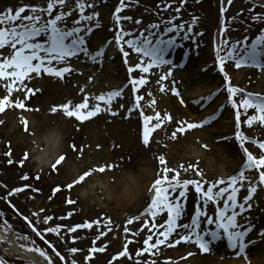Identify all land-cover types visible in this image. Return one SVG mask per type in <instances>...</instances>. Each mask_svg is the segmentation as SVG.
Masks as SVG:
<instances>
[{
    "label": "rangeland",
    "instance_id": "rangeland-1",
    "mask_svg": "<svg viewBox=\"0 0 264 264\" xmlns=\"http://www.w3.org/2000/svg\"><path fill=\"white\" fill-rule=\"evenodd\" d=\"M254 1L224 0L222 4L221 0H183V3H181V0H86L91 7L85 9V14L92 15V13H96L97 15L91 21H83L85 27L91 28L90 32L82 30L83 35L88 38L86 46L89 51L68 58L67 63L73 69L70 74H65L63 78L43 73L37 77L33 74L31 82L25 80L13 82L10 79L0 78V99L8 95L9 100L12 102L6 104L5 110L0 112V121H3V123H0L1 247H6L2 240V234H4L11 237L20 247L21 244H25L41 248L51 258L52 264H73V261L75 264H151V261H160L161 258L162 260L168 259L163 264L177 263L179 260H173L172 253L174 249L178 248V245L168 247V242H166L165 245L160 247V250H151L155 252L153 255H148V251H145L148 245H145L144 241L149 236H152L149 244L154 243L158 238L162 239L159 236L158 238L153 237V233L156 230V224L158 223L159 226L163 224L165 221L163 217L166 216V211L158 212L156 217H152L150 213L145 214V209L150 204L153 195L152 192H148L145 202H142L137 209L131 210L132 212L126 216V212L117 211L114 214L109 209H104L107 200H105L104 191L101 187L104 186L106 180L107 168L104 172L93 171L84 181L75 184L72 189L67 188L69 183L77 180L85 171L100 164H112V162L104 155L105 152L99 137L101 133H98L94 128V117L85 121H77L74 117L64 116L61 110L52 113L49 108L52 105L66 102H70V105L74 106L77 103H82L85 95H87L89 108L97 103L101 105V111L97 113L95 118L111 119L113 115L107 111L109 108L117 115L123 114V120L127 121V124L131 120L136 123L138 131L133 128V132L135 134L139 133V138L143 143L144 116L153 117V120L149 121L151 126L156 123V112H160L161 117L165 113L173 117L167 111L166 105L167 103L176 105L182 109V115L173 117L172 121H165L160 128L153 130L149 143H143L153 163L154 180L157 178L158 173L162 174L164 165H160L159 157L163 156L167 167L180 170L181 176L179 179L196 178L194 169L188 167L191 164L203 173L206 180L224 179L225 184L217 187H225L228 183L227 177L239 173L247 156L241 146H237L235 148L236 152L229 156L221 149L220 143L223 139H218V137L233 138L235 132L240 131L242 127L243 131L240 132L250 137V140L245 142L250 146L249 149L253 155L259 158L260 155L264 154V149L259 148V143H264V124L260 121L248 123V117L255 114V110H245L240 105V100L243 98L241 93H237L232 98L236 101L237 107L232 106L223 79L224 73L220 71L221 66L216 62L217 45L220 43L221 38L229 43L243 40L245 44H250L257 36L264 35V8L255 6ZM46 4L47 0H0V11H6L9 8L15 9L21 5H37L40 8H46ZM117 7L121 8L119 13L116 12ZM57 11L59 9H54L53 13ZM48 16V13H44L41 22L46 20ZM73 16L78 18V12H73ZM117 16L121 17L119 23L116 21ZM173 17L175 19H172ZM169 21L170 23H168ZM15 23H19V21ZM64 23L67 26H76L72 23L70 17L65 18ZM152 24H158L159 31H163L165 27H171L172 24L185 26L179 32L174 30L171 33H165V38L168 35L177 38L176 46L165 53V58L171 63L159 67L154 66L147 73L142 72L140 69H134L129 73L128 67L138 62L139 57L137 54L130 52L126 64L123 54L114 43V36L118 29L131 32L132 35H138L141 29L145 30V34H147V31H157V29H150ZM4 26L7 27L8 25ZM187 27H191L192 32L187 33L189 39L184 40L182 37L187 31ZM221 28L224 29L223 33H221ZM46 38V34L42 33L41 37L34 39ZM108 41H112V43H108ZM101 44H105L106 47L102 58H99V62H97V60L89 57L93 50ZM126 50L128 49L126 48ZM220 54L222 55V53ZM2 59L3 57H0V60ZM77 61L85 63L84 65L89 69L84 73L76 71L74 65ZM53 63L56 67L64 66L56 64V62ZM190 67L192 69L189 72L182 71L183 68ZM169 68H171V73L167 74ZM224 70L228 73L231 85L236 86L238 81L231 80L232 76L241 78L246 73H253L258 69L250 65H243L237 69L234 67L233 61L226 60ZM121 74L126 78L123 79L121 84H126V87L120 86L121 84L113 85L112 83L113 79H118ZM161 75L166 76L161 81L164 85L163 92L160 90V83H157ZM89 76L92 77L91 80L88 79ZM141 76L145 77V84L134 89L132 80L139 79ZM193 84L199 91V97L195 99L196 102L200 103L202 108H207L208 116L212 118L207 120L206 124L186 129L183 134L177 133L176 138H172L171 133L175 130L173 127L178 126L176 121L192 122L190 113L188 114L186 111L188 105L186 99L184 98L185 104L183 105L179 103V100L183 99L182 96L186 94V89L194 88ZM9 85L12 87L10 93L8 91ZM172 86H176L181 93L179 97L171 93L170 88ZM28 87H38L40 90L32 94L27 92ZM115 89H119L120 94L110 101L104 102L95 99L96 95ZM138 95L142 96L143 99L140 101L139 108H136L135 97ZM17 100L22 101L28 108L35 107L36 110L38 109L39 116L44 121L49 118L47 121L51 122L52 126L57 123L58 118L64 117L66 124L63 127L65 129L72 127L76 133L81 132L79 140L71 138L69 141L70 143L77 141L78 146H76V151L65 152V159L69 161L68 165H62L61 163L56 168L52 167L53 164L40 168L35 164V160L30 154H28V159L23 160L27 151L18 146L22 140L15 141L14 133L15 131L20 134L28 133L22 123V119H27V117L24 115L25 109L15 106ZM152 100H155V104L151 103ZM192 101L189 102L194 104ZM221 105L223 107H220ZM129 109L132 110L129 111ZM237 111L240 112L242 117L241 125L239 121V127H237L235 118ZM220 123L232 127L223 128ZM42 129L44 131L48 129L46 123H43ZM194 131L199 132V134L196 135V140L190 141L191 149L186 150L184 146L186 144L185 137ZM95 135H97V138L94 137ZM253 141L259 143H253ZM238 142L235 138V144L238 145ZM105 145H108L107 142H105ZM42 147L45 150L47 144L44 142ZM211 150L219 155L220 161L216 168L210 167L205 159L209 156ZM9 153L11 154L9 155ZM226 155L229 157H226ZM128 157L129 155H126V159ZM180 165H184V168L180 169ZM261 170L264 169L244 170L246 179L238 180L237 184L234 185L237 188V203L238 205L244 203L245 211L240 212L239 207H237L235 209L230 208L225 213L227 216L231 214V211H236L238 213L237 219H241V224L238 225L239 230L248 229L245 234L246 247L243 253L246 257L248 250H253L259 243L251 235L255 230L248 225L250 220L248 216L256 208L264 209V191H262L264 184H260L258 180V173ZM173 174V172L168 173L169 176ZM25 177L27 178L25 179ZM252 182L257 184V188L249 201L252 207L248 208L247 203L249 202L243 201L242 197L246 194V186ZM57 187H59V191H55ZM13 189L21 190L13 192ZM83 191L88 192L84 197H81ZM230 191L231 189H229ZM187 194L198 197L194 195V189ZM224 195L217 198L215 204L209 202L206 207L203 206L200 199L198 202L190 201V205L204 207L203 210L208 213V210L214 211L218 207H223V200L226 199L228 193ZM69 198L74 200L75 203H67ZM140 202L141 200L138 203ZM188 206L187 204L186 211L178 223L190 222L192 211H190V215H186ZM69 213L71 215H68ZM45 216L52 217V220L48 221L47 224L43 222ZM130 216L135 219L131 218L132 222L128 223ZM24 217H28V220H25ZM94 220H99L100 223H93L91 228H75L74 231H68L69 227L74 228L77 224ZM29 221L32 223L30 224ZM56 225L61 226L58 232H42L44 228L55 227ZM207 225L204 218L201 217V227H207ZM262 225L263 222L255 227L259 229ZM33 228L42 232L43 238L38 236ZM125 228H127V231H125ZM214 228L216 230L215 223L212 224L209 230H214ZM262 229H264V226ZM162 230L159 227V231ZM101 232L103 235L100 234ZM219 233L226 250L233 251L234 248L229 246L223 229H220ZM174 237L175 233L172 237H169V242ZM189 244L191 243L184 245L185 250L192 251V248L197 246L194 244L188 246ZM181 245L182 243L179 244V246ZM209 246H211L210 243ZM1 247L0 258L4 259L6 264H34L31 261L19 259L16 254L9 253L6 248L3 251ZM54 248L60 252L64 260H60L55 255ZM71 248H76L77 251L71 252ZM236 248H239V242ZM100 249H103V251H100ZM125 250L127 253L125 256L118 255ZM212 252L209 251L207 255L213 257ZM142 254L145 256L144 259L143 256H139ZM192 256L196 255L193 254ZM229 256L228 254L227 257Z\"/></svg>",
    "mask_w": 264,
    "mask_h": 264
},
{
    "label": "snow or ice",
    "instance_id": "snow-or-ice-1",
    "mask_svg": "<svg viewBox=\"0 0 264 264\" xmlns=\"http://www.w3.org/2000/svg\"><path fill=\"white\" fill-rule=\"evenodd\" d=\"M183 3V0H181ZM122 6V5H121ZM91 7L87 4L86 0H47L46 8H40L37 5H21L15 9L9 8L6 11H0V78L10 79L13 82L23 81L25 77H29V74H35L39 77L41 74H48L55 77L63 78L65 74H70L73 70L71 65L67 63L68 58L74 57L79 53H87L89 49L86 46L87 37L83 35V31H91V28L85 27L83 24L84 20H93L97 15L92 13V15H86L85 9ZM54 9H59V11L53 13ZM121 11L120 7L116 8V12ZM179 11V9H177ZM73 12H78V18L73 16ZM44 13H48L49 16L46 20L41 22ZM71 18L72 23L75 27L65 25V18ZM255 18V17H254ZM121 17L117 16L116 21L119 23ZM172 19H175L173 17ZM195 19V18H194ZM19 21V23H15ZM139 23V21H137ZM170 23V21L168 22ZM4 25H8L5 27ZM184 25L172 24L171 27H165L163 31H159L158 24L150 25V29H157V31H147L141 29L138 35H132L131 32H124L122 29H118L114 36V43L120 52L123 54L124 62L127 64L130 52L138 55L139 60L134 65L128 67V72L131 73L134 69H140L142 72L147 73L152 67H159L160 65H167L171 62L165 58V53L169 51L170 48L176 46V36L168 35L165 38V33H171L174 30L179 32ZM83 30V31H82ZM224 29L221 28V33ZM192 32L191 27H187V31L182 37L184 40H188L189 36L187 33ZM46 34V39H34L41 37V34ZM127 37V38H125ZM247 39V38H245ZM154 41V42H153ZM112 43V41H108ZM106 45L101 44L98 48L94 49L89 58L97 60L102 58ZM126 48L128 50H126ZM218 54L216 56V62L219 63L220 71L224 73L223 79L226 84V91L228 93V99L231 101L234 108L237 107V103L234 99L237 93H241L243 98L240 100V105L245 109H254L255 114L248 117V123L251 124L252 121H260L264 124V95L260 93L246 92L241 87L232 86L228 73L224 70L225 61H233L234 67L239 69L243 65H250L257 69H264V61L261 57H264V35L257 36L250 44H245L243 40H237L235 42L229 43L227 40L221 38L220 43L217 45ZM239 49V50H238ZM7 53V55H5ZM222 53V55L220 54ZM56 64H62V67H56ZM76 71H79L76 69ZM171 73V68L168 69V73ZM31 78V77H29ZM166 78L165 75H161L157 83H160V90L164 91V85L161 83ZM89 80L92 79L91 76L88 77ZM145 77L141 76L139 79H133L132 85L134 89L145 84ZM40 89L38 87H28L27 92L35 94ZM9 93L12 91L11 85L8 87ZM172 94L179 97L181 93L177 90L176 86L170 88ZM120 94L119 89L110 90L106 93H102L95 96L97 101L108 102L113 97ZM150 95V94H149ZM87 95H85L82 103H77L74 106L70 105V102H66L59 105H52L49 111L56 113L58 110L62 111V114L66 117H74L77 121H85L92 117H95L97 113L101 111V105L99 103L95 104L89 108L87 103ZM143 99L142 96L135 97V107L139 108L140 101ZM196 102L195 99L192 101ZM9 96L5 95L3 99H0V112L5 110L6 104H11ZM155 104V100L151 101ZM179 103L181 105L185 104L184 99H180ZM15 106L20 109L32 110L28 108L22 101L17 100ZM220 107H223L221 105ZM38 110V109H37ZM132 109H129L131 111ZM111 115H116L111 109H107ZM211 116H205L202 119H198L196 122H187L184 120L176 121L177 127L171 133L172 138H176L177 133L183 134L186 129H192L198 127L199 125L205 124L207 120L211 119ZM237 127L239 126L240 113L237 111L235 113ZM153 117L149 115L144 116V129H143V143L148 144L150 136L154 129L160 128L161 124L165 121H172L173 117L170 114L165 113L161 117L160 112L155 113L156 123L149 125V121H152ZM3 123V121H0ZM25 131H28V121L27 119H22ZM235 138L240 142V146L243 147V151L247 156L239 173L235 175H230L227 177L226 187H217L219 185H224L225 180L221 178H215L213 180H206L203 173L195 166L188 165L189 168L194 169L196 178H185L183 180L179 179L181 176L180 170L170 169L166 166V161L163 156L159 157L160 165H164L162 169V174L158 173L157 178L152 182L149 191L153 193L151 197L150 204L145 209V214L150 213L152 217H156L158 212L166 211V220L159 227L162 231H159L158 238L154 243L149 244L152 240V236L144 241L145 245H148V249L160 250V246L167 243L168 247H174L176 245L184 243H192L197 245L200 250L204 252L209 251V240L206 236H210L211 240L215 241L219 238V230L223 229L224 234L227 237V241L230 247L236 248L239 242L240 253L243 254L245 250V234L248 229L243 231L239 230L237 223L238 213L236 211H231L230 215H225L229 209H235L239 207L240 212L245 211V204L237 203V188L234 185L237 184L238 180L246 179L244 175V170L246 169H264V154L260 155L259 158L253 155L247 147H244V142L249 139V137L243 135L240 131L235 132ZM218 139H223L218 137ZM253 143H259L258 141H253ZM76 150V146H72ZM99 147V145H98ZM205 147H207L205 145ZM259 148L264 149V143H259ZM11 153H9L10 155ZM28 159V154L25 153L23 160ZM65 160V155H60L56 162L52 165L56 168L61 162ZM11 162V161H10ZM23 162V161H22ZM114 167L111 163L100 164L95 166L88 171L81 174L77 180L67 185L70 190L77 183L85 180L93 171L104 172L105 169H112ZM180 169L184 168V165L179 166ZM173 172L174 174L169 176L168 173ZM27 177H25L26 179ZM258 180L260 184H264V170L259 171ZM257 184L252 182L250 185L246 186V194L243 195L242 199L245 202H249L256 192ZM194 189V195L198 196L203 202V206H207L209 202L215 204L217 198L222 197L225 193H228L227 198L223 200V207H218L214 211L213 215H208L201 207H196L194 214L191 215L189 223H178L181 220L182 215L185 213L186 209L183 201L186 199L187 193ZM229 189L231 191L229 192ZM21 189H13V192L20 191ZM59 187L55 191H59ZM264 191V189H262ZM67 203L73 204L74 200L68 199ZM247 207L251 208L252 204L247 203ZM68 215H71L69 213ZM201 217L204 218V222L208 225L215 223L216 230H209L207 228L201 227ZM28 220V217H24ZM135 219V218H132ZM132 219L128 223L132 222ZM52 220L51 216H45L43 222L45 224ZM31 224L32 222L29 221ZM99 224V220H94L92 222H86L84 224H77L74 228L69 227L68 231H74L75 228H91L92 224ZM60 225L55 227H46L42 232H58ZM232 229V230H230ZM33 231H36L33 228ZM127 231V228H125ZM42 232L36 231L38 236H42ZM175 237L169 242V237ZM264 234V229L261 230ZM103 235V233H100ZM47 243V242H46ZM22 249H26L29 252H35L39 256L43 257L45 264H52L51 258L47 253L39 247L34 245L21 244ZM148 249H145L147 251ZM55 255L64 260V257L60 255V252L53 249ZM71 252L77 251L76 248H71ZM103 251V249H100ZM126 250L121 251L118 255L125 256ZM155 254V253H153ZM188 256H192L193 253L189 251ZM246 260V256L244 257ZM0 264H6V261L0 258ZM73 264L75 262L73 261ZM151 264H156L155 260L151 261Z\"/></svg>",
    "mask_w": 264,
    "mask_h": 264
},
{
    "label": "bare ground",
    "instance_id": "bare-ground-1",
    "mask_svg": "<svg viewBox=\"0 0 264 264\" xmlns=\"http://www.w3.org/2000/svg\"><path fill=\"white\" fill-rule=\"evenodd\" d=\"M224 0H221L223 4ZM262 3L264 4V0H262ZM79 60V59H77ZM261 60L264 61V57H261ZM85 64V63H84ZM83 62H76L74 65V68L78 69L81 72H86L89 68L84 65ZM179 62L177 63V65ZM180 66V65H179ZM192 68H183L182 71L189 72ZM257 69V68H256ZM181 71V70H180ZM241 72V71H240ZM258 72V74H257ZM264 69H258L257 71L253 73H246L241 78H237L232 76L231 80L238 81V85L236 84V87H241L247 92L252 93H260L264 94ZM31 77V78H29ZM29 77H25L24 80L27 82H31L33 80V74H29ZM123 79H126L121 74L118 76V79H113V85H119L123 82ZM127 81V80H126ZM120 86L126 87V84H121ZM194 88H188L185 90V95H183V99L185 98L187 101V108L186 111L188 114L190 113L192 122L198 121V119H202L205 116H208L207 108H202L200 103L190 104V100L197 99L199 97V91L195 84L192 85ZM167 111L170 112L173 117H178L182 115L183 111L181 108L177 107L176 105L167 103L166 105ZM39 112L35 109V107H32V110H25L24 115L27 117L28 120V133L27 134H20L19 132L15 131L14 133V140H22L21 143L18 144V146L23 147L26 149L27 154H30L31 157L35 160V156L39 153L42 157L51 159V163L47 166H42L37 163L35 160V164H37L38 167H48L56 162L58 157L60 155H64L66 151H73V145H77V141L74 143H70V139H78L81 135V132L76 133L75 130L70 127L69 129H65L63 126L66 124V120L64 117L58 118L57 123L52 126L51 122L47 121L49 118H46L47 120L44 121V119L39 116ZM240 113V112H239ZM117 115V114H116ZM119 115V116H118ZM117 116L111 117V119H105V118H99L94 117L93 118V124L95 130L98 131V133H101V144L103 145L104 155L105 157H108L114 167L112 169H108L106 172V180L104 182V186L101 187L104 191L105 200H107L104 209H109L112 213L121 211L126 212V216L130 214L133 210L137 209L142 202H145L146 194L149 191V188L154 181L155 173L152 169L153 163L151 158L148 155V152L146 148L144 147V144L139 138V133L136 134L133 132L137 129L136 123L132 122V120L127 124V121L123 120L124 115L118 114ZM223 117L221 116V119ZM127 120V119H126ZM242 117L240 115V125H241ZM43 123H46L48 126V129L44 131L42 129ZM92 124V123H91ZM206 124V123H205ZM204 125V124H202ZM199 125V126H202ZM223 128H230L232 126H225L224 124L220 123ZM239 127V126H238ZM176 129L175 127H173ZM238 131V130H237ZM240 131H243V128H240ZM133 132V133H132ZM242 133V132H241ZM78 134V135H77ZM199 134L197 131L192 132L191 134L187 135L185 137V148L186 150L191 149L190 147V141L196 140V135ZM97 138V135L94 136ZM249 137V136H247ZM12 138V137H11ZM223 137V141L220 143V147L224 152H226L229 156H231L235 151V148L237 146L240 147L239 142L238 145L235 144V137L233 138H226ZM94 139V138H93ZM250 137L248 140L249 141ZM228 141V143H227ZM47 144V148L51 151L46 152L44 150L43 143ZM105 142H107V146L105 145ZM79 143V142H78ZM233 143V144H231ZM57 144L59 146L57 147ZM51 147V148H50ZM244 147H247L248 149L250 146L245 142ZM19 150V149H17ZM76 151V150H75ZM250 151V149H249ZM51 153V154H50ZM72 153V152H71ZM126 155H129L128 159H126ZM226 155V157H229ZM206 161L209 163V166L212 168H216L218 166V163L220 161L219 155L215 151H210L209 156L205 157ZM68 160L65 159L62 163V165H68ZM227 186V185H226ZM225 186V187H226ZM88 192V191H87ZM85 191L81 193V197H84L86 195ZM87 197V196H86ZM225 197V195H224ZM227 198V196H226ZM141 200L140 203H138ZM191 202H198L199 197H194L189 194L186 195V201H183L185 209L188 206V210L186 212V215H190V211H192V214H194L195 208L194 205H190ZM188 202L187 204H185ZM204 209V207H201ZM257 209V208H256ZM252 211L250 214V220L248 221V225L252 226L254 228V233L251 234L252 237L257 240L259 243H257L256 247L253 250H248L247 257L245 260V255L239 254L240 249L234 248L233 251L226 250V246L222 243V238H219L215 241L211 240L210 236H206V239H210L209 243L210 252H212L213 257L207 255L208 252H204L199 249L198 246L192 248L191 251L196 256H188L187 253L189 252L188 249L185 250L184 245L186 243L181 242L182 245L178 248L174 249L172 253V259L173 260H179L175 264H264V234L259 231L264 226V209L260 208L257 210ZM132 210V211H131ZM208 210V209H207ZM215 211V210H214ZM214 211L208 210V215L214 216ZM263 211V212H262ZM116 214V213H114ZM247 214V215H249ZM133 218L132 216L129 217V219ZM164 220H166V216L163 217ZM191 219V218H190ZM260 220V221H258ZM241 219H237L238 225L241 223ZM263 222V225L257 229V224H260ZM211 225H207V227H202L211 229ZM156 230L153 233V237L158 238L159 233V224H156ZM215 230V228H214ZM3 236V242L6 245V249L11 254H16L19 259L23 260H29L33 262L34 264H45V261L43 257L39 256L37 253L34 252H27L23 251L21 247L11 239V237L6 236L2 234ZM260 239V240H259ZM146 240V239H145ZM192 244V243H191ZM189 244L188 246H190ZM177 246V245H176ZM1 247V243H0ZM161 247V246H160ZM2 248V247H1ZM5 248H2L5 249ZM148 249V248H147ZM153 249H148V255H153L155 253L154 251H151ZM5 251V250H3ZM230 255L227 257V255ZM187 255V257H185ZM139 256H143L139 255ZM145 256H143L144 259ZM170 259V261H172ZM168 259L160 261L156 260V264H163L167 262Z\"/></svg>",
    "mask_w": 264,
    "mask_h": 264
},
{
    "label": "clouds",
    "instance_id": "clouds-1",
    "mask_svg": "<svg viewBox=\"0 0 264 264\" xmlns=\"http://www.w3.org/2000/svg\"><path fill=\"white\" fill-rule=\"evenodd\" d=\"M58 146H59V144H57V147ZM45 151L48 152L49 149L45 148ZM35 160L37 161L38 164H40L42 166H47L48 164L51 163V159L44 158L39 153L35 156Z\"/></svg>",
    "mask_w": 264,
    "mask_h": 264
}]
</instances>
